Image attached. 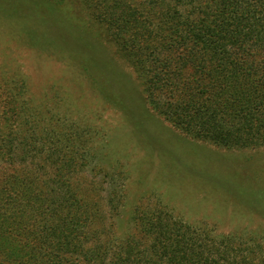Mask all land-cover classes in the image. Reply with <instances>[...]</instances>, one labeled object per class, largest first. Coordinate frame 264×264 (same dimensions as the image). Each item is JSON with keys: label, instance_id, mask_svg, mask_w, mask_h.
I'll use <instances>...</instances> for the list:
<instances>
[{"label": "trees", "instance_id": "obj_1", "mask_svg": "<svg viewBox=\"0 0 264 264\" xmlns=\"http://www.w3.org/2000/svg\"><path fill=\"white\" fill-rule=\"evenodd\" d=\"M88 1L165 120L226 148L264 146V0ZM59 125L0 132V264H264L259 241L239 246L241 237L165 219L162 208L137 210L117 236L123 187L109 182L104 195L114 172L87 176L96 154H79L74 124Z\"/></svg>", "mask_w": 264, "mask_h": 264}, {"label": "rangeland", "instance_id": "obj_2", "mask_svg": "<svg viewBox=\"0 0 264 264\" xmlns=\"http://www.w3.org/2000/svg\"><path fill=\"white\" fill-rule=\"evenodd\" d=\"M92 9L88 0H0V132L29 121L74 124L75 150L96 154L85 174L95 166L114 172L104 195L110 183L123 187L117 236L132 229L137 210L162 208L165 219L241 237L239 246L259 241L263 261L264 146L226 148L165 120Z\"/></svg>", "mask_w": 264, "mask_h": 264}]
</instances>
